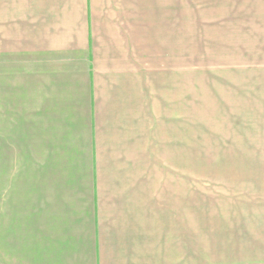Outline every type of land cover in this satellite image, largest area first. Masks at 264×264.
I'll list each match as a JSON object with an SVG mask.
<instances>
[{"label":"crops","instance_id":"obj_1","mask_svg":"<svg viewBox=\"0 0 264 264\" xmlns=\"http://www.w3.org/2000/svg\"><path fill=\"white\" fill-rule=\"evenodd\" d=\"M183 6L201 148L255 151L184 242ZM0 38V264H264V0H0Z\"/></svg>","mask_w":264,"mask_h":264},{"label":"rangeland","instance_id":"obj_2","mask_svg":"<svg viewBox=\"0 0 264 264\" xmlns=\"http://www.w3.org/2000/svg\"><path fill=\"white\" fill-rule=\"evenodd\" d=\"M28 43V42H27ZM7 47L6 39L0 38V64L4 67L7 61L13 62L14 56L8 59L3 51ZM28 55V54H25ZM27 57V56H25ZM190 53H189V7H182V208H183V242L188 241L189 236V208L192 204L191 198L194 199V205L205 204L206 199L211 201H229L233 192L223 194V190L216 185L218 176L223 173L224 165L234 160L238 155L242 154L245 157L255 156V151H227V150H213L204 149L208 145L216 146L212 141H220L222 130L226 128L225 122L222 119H205L200 116V111L192 110L190 101V77L191 72L189 68ZM4 78V76H3ZM4 81V79H3ZM9 119L0 116V130L2 131L8 125ZM223 123H222V122ZM2 122V123H1ZM0 139L4 140L3 132H0ZM209 139V140H207ZM222 140V139H221ZM209 142V143H208ZM211 142V143H210ZM235 153V154H234ZM218 157L219 161L210 166L201 163V159ZM222 157H228L223 158ZM222 158V159H221ZM202 164V165H201ZM229 167V166H228ZM231 168V167H229ZM206 169L208 171H206ZM205 172L210 174L208 182L205 178ZM209 184V190H207ZM222 197V199H221ZM211 198V200H210Z\"/></svg>","mask_w":264,"mask_h":264}]
</instances>
